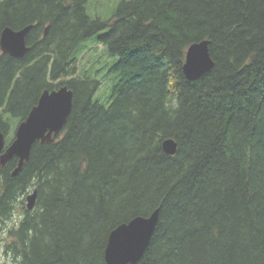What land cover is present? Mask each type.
I'll return each mask as SVG.
<instances>
[{"label":"trees","instance_id":"1","mask_svg":"<svg viewBox=\"0 0 264 264\" xmlns=\"http://www.w3.org/2000/svg\"><path fill=\"white\" fill-rule=\"evenodd\" d=\"M87 1L0 0V32L33 24L23 57L0 49L5 136L44 89L73 91L60 134L37 141L16 175V157L0 166L5 253L15 264H106L109 232L158 208L134 264H264V0H122L107 19L90 17ZM93 36L112 62L109 103L77 65ZM203 39L214 65L190 80L185 51Z\"/></svg>","mask_w":264,"mask_h":264},{"label":"water","instance_id":"2","mask_svg":"<svg viewBox=\"0 0 264 264\" xmlns=\"http://www.w3.org/2000/svg\"><path fill=\"white\" fill-rule=\"evenodd\" d=\"M32 25L27 24L18 29L3 27L0 32L1 51L16 58L24 56L29 50L26 36ZM208 44L209 40L203 39L187 47L182 67L188 79H196L213 67ZM72 100L73 91L67 84L53 89L46 88L27 115L17 123L14 136L7 145L0 129V166L3 167L16 157L17 164L11 171L12 175H16L29 160L32 147L37 141L41 144L51 141L61 132L71 112ZM161 146L170 155L177 150V142L171 137L163 139ZM36 195V189L26 195L27 209H33ZM158 217L159 210L155 208L148 215H136L116 225L109 232L104 248L106 264L136 263L150 242Z\"/></svg>","mask_w":264,"mask_h":264},{"label":"rangeland","instance_id":"3","mask_svg":"<svg viewBox=\"0 0 264 264\" xmlns=\"http://www.w3.org/2000/svg\"><path fill=\"white\" fill-rule=\"evenodd\" d=\"M122 0H88L86 3V10L90 17L92 18H102L107 19L111 17L119 2ZM96 36V35H95ZM95 36L89 38L85 41V44L81 51L77 54V65L78 69L83 71V73L90 74L93 77H97L100 81L99 89L97 90V94L101 92V96L95 94L94 99L100 103H109L110 102V93L112 89V81H110L108 90L106 88L105 82H103V77L106 76L111 63L107 62L105 59H108V55L105 52V47L101 43H95ZM117 57H115L116 60ZM82 73V72H81ZM19 121L12 124L9 129V136H6V144H8L14 136L16 125ZM29 189L27 192H30ZM26 198V195H25ZM21 210L17 207L14 212L10 215V217L5 220L3 223L4 229H8V226L14 227L18 223L19 219L22 217ZM1 241H0V264H15L11 255L5 253L4 245L8 242V236H6L5 231L2 232Z\"/></svg>","mask_w":264,"mask_h":264},{"label":"flooded vegetation","instance_id":"4","mask_svg":"<svg viewBox=\"0 0 264 264\" xmlns=\"http://www.w3.org/2000/svg\"><path fill=\"white\" fill-rule=\"evenodd\" d=\"M26 44L29 46V49H30V45L27 43V36H26ZM28 51H29V50H28ZM28 51H27V52H28ZM27 52H26V53H27ZM26 53H25V54H26ZM8 55H9V54H8ZM11 57H13V56H11ZM22 57H23V56H22ZM14 58H15V57H14ZM19 58H21V57H19Z\"/></svg>","mask_w":264,"mask_h":264}]
</instances>
